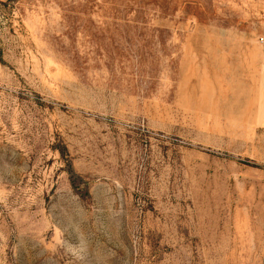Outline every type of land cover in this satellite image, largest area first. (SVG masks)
<instances>
[{
  "label": "rangeland",
  "instance_id": "374dc122",
  "mask_svg": "<svg viewBox=\"0 0 264 264\" xmlns=\"http://www.w3.org/2000/svg\"><path fill=\"white\" fill-rule=\"evenodd\" d=\"M0 264H264V0L0 1Z\"/></svg>",
  "mask_w": 264,
  "mask_h": 264
},
{
  "label": "crops",
  "instance_id": "0c3cea01",
  "mask_svg": "<svg viewBox=\"0 0 264 264\" xmlns=\"http://www.w3.org/2000/svg\"><path fill=\"white\" fill-rule=\"evenodd\" d=\"M0 1H6V0H0Z\"/></svg>",
  "mask_w": 264,
  "mask_h": 264
}]
</instances>
